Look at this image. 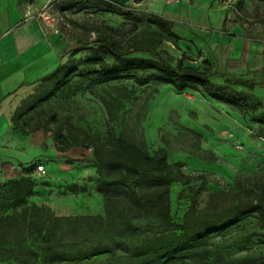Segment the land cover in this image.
<instances>
[{
  "label": "rangeland",
  "instance_id": "374dc122",
  "mask_svg": "<svg viewBox=\"0 0 264 264\" xmlns=\"http://www.w3.org/2000/svg\"><path fill=\"white\" fill-rule=\"evenodd\" d=\"M39 4L55 30L65 69L57 79L36 84L16 109L14 119L27 126L21 129L12 123V134L0 137V182L21 176L31 164H43L46 174H30L37 194L30 203L47 207L53 216L84 217L73 225L60 223L68 231L73 229L67 236L71 244L119 246L120 236L123 241L126 236L121 233L126 218L120 211L131 192L122 186L110 188L107 201L97 186L98 166L107 169L108 157L97 156L92 147L76 145L84 134L103 140L111 131L149 154L166 151L168 162L180 164L189 176H205L189 184H171L169 221L131 219L143 230L132 243L139 248L147 235L165 237L159 255H154L151 239L145 246L152 260L168 264H264V219L250 192L264 179V124L251 120L252 115L264 112V75L259 72L264 70V0H128L127 8L112 12L107 10L113 6L111 0H39ZM215 5L227 9L224 25L216 19ZM152 14L173 23L180 47L164 42L160 50L174 64L186 53L184 63L188 65L204 66L209 61L214 70L246 67L248 78L263 86L250 90L227 85L223 79L211 80L218 93H230L246 103V112L216 101L199 88L177 92L171 85L139 86L129 78L96 83L84 74L83 60L99 45L95 41L98 32L112 29L124 40L134 31L158 30V25L147 21ZM76 49L79 52L72 55ZM128 57L156 60L153 53L141 51ZM107 62L112 58L107 57ZM69 133L76 141L60 151L56 140ZM153 180L155 175L144 177L136 189L155 203ZM75 184L86 191L72 193ZM187 214L190 221L184 222ZM102 217L107 219L102 222ZM224 224L227 227L222 228ZM27 231L22 227L9 232L0 242L12 241L8 246L15 243L16 247ZM45 244L31 236L19 243L34 249ZM181 245L186 247L179 251ZM131 255L118 247L115 253L94 255L89 261L40 255L33 264H135L145 259L142 254L134 259ZM0 264L19 263L15 258H2Z\"/></svg>",
  "mask_w": 264,
  "mask_h": 264
},
{
  "label": "trees",
  "instance_id": "16d2710c",
  "mask_svg": "<svg viewBox=\"0 0 264 264\" xmlns=\"http://www.w3.org/2000/svg\"><path fill=\"white\" fill-rule=\"evenodd\" d=\"M127 1L111 0L113 6H110L107 10L112 12L113 8H127ZM147 21L158 25L159 29L142 32L134 31L131 37L124 40L119 38L112 29L98 32L95 41L99 45L93 47L90 55L83 60V64L87 68L84 74L96 83L109 81L112 78L121 80L129 78L133 79L139 86H145L150 83L171 85L177 92L199 88L216 101L224 103L233 109H238L242 113L246 112L248 107L246 103L233 99L230 93H218L219 88L214 86L211 80L214 78L223 79L227 85L242 86L250 90L255 89L258 85L263 86L261 83L254 78L243 79L229 73H221L216 69L214 70L213 65L209 61H204V66L185 64L184 61L188 58L186 53H183L181 60L174 64L171 60L172 58L160 50L164 42H171L174 46L180 47L178 43L179 37L172 31L173 23L169 19L155 14L150 15ZM139 51L153 53L156 56V60L145 57H128L130 54ZM78 52L79 49H76L72 52V55ZM107 57L112 58L111 63L107 62ZM96 66H98V69ZM63 69H65L64 64L58 66L42 80L57 79L58 73ZM139 73H148V75H139ZM64 83L63 81L61 84ZM106 105L109 106V103H106ZM251 120L264 124V112L260 113L259 116L252 115ZM12 122H16V126L21 129H25L27 126V124H21L20 126V122L14 118ZM79 132L83 131L80 130ZM85 140L88 143H85ZM73 141H76L75 137L72 133H69L68 136L59 137L56 140V145L60 151H66ZM76 145L92 147L97 156L105 155L108 157L107 169L102 165L98 166L99 180L97 186L98 192L107 201L110 199L108 192L110 188L117 189L122 186L131 192V195L127 197L126 204L120 211L122 216L126 218L121 223V233L126 234L125 240L123 241V237L120 236L122 243L119 246H116L115 243L105 242L83 247H80L79 244H71L67 240V236L74 232L73 229L68 231V228L61 227L60 223L66 222L68 225H73L74 222L85 218L53 216L48 213L49 209L47 207L38 205L36 202L30 203V199L37 195L34 190L36 185L30 174L36 171L38 166V164H31L23 168L21 176L8 178L0 182V230L6 229L2 232L0 238H5L9 232L21 230L23 227L24 229L27 228L28 231L23 235L21 241L31 236L32 238L45 240L46 244L34 249L30 246H20L19 243L21 241L16 243V247L15 243H12L14 244L13 246H8L12 241H2L0 242V259L15 258L19 264H33L37 262L40 255L45 257L53 255L52 258L54 260L78 258L79 260L89 261L94 255L105 252L115 253L118 247H122L127 251V255L132 254V259L137 255H144L145 259L135 264H168V261L152 260L148 254L149 249L145 246V243L151 239V249L155 250V254H153L159 255L161 249H164L160 244L166 242L165 237L152 239L147 235V239L142 240V245L138 248V244L132 242L133 239H138V235L143 230L135 226L131 219L157 218L164 222L169 221L171 219L169 207L171 184L174 182L189 184L192 180L203 179L205 176H189L183 172L180 164L172 166L168 162L166 151L158 150L153 154H149L136 143L130 142L123 137H117L111 131H109L108 137L103 140L93 139L89 135L84 134V139L81 142L76 141ZM104 151L105 154L103 153ZM149 175H155V180L151 182L156 193L157 202L155 203L147 200L136 189V185ZM70 191L78 193L86 190L75 184ZM250 192L255 195V199L259 204L255 208H261L260 216L264 219V179ZM87 218L96 220L98 217ZM106 219V217H102L101 221L103 222ZM188 221H190V217L187 214L184 216V222ZM234 221L235 219L231 223ZM49 224L53 225L51 229L48 228ZM101 226L102 224L99 225V227ZM221 227L225 228L227 224ZM44 230L46 231L45 233H43ZM171 245L167 243V247H171ZM185 247V245H181L178 249L182 251Z\"/></svg>",
  "mask_w": 264,
  "mask_h": 264
},
{
  "label": "crops",
  "instance_id": "0c3cea01",
  "mask_svg": "<svg viewBox=\"0 0 264 264\" xmlns=\"http://www.w3.org/2000/svg\"><path fill=\"white\" fill-rule=\"evenodd\" d=\"M40 9L39 0H0V137L12 134L15 111L34 86L64 64L55 30ZM214 14L224 25L227 9L215 5ZM216 70L252 79L246 67Z\"/></svg>",
  "mask_w": 264,
  "mask_h": 264
},
{
  "label": "built area",
  "instance_id": "2783aa9c",
  "mask_svg": "<svg viewBox=\"0 0 264 264\" xmlns=\"http://www.w3.org/2000/svg\"><path fill=\"white\" fill-rule=\"evenodd\" d=\"M36 172H38L39 174H46V168L43 164H39L36 168Z\"/></svg>",
  "mask_w": 264,
  "mask_h": 264
}]
</instances>
